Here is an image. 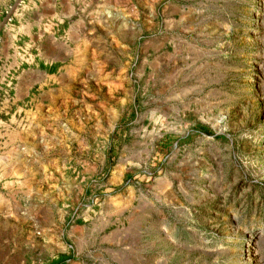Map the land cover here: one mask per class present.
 I'll return each instance as SVG.
<instances>
[{
  "label": "rangeland",
  "instance_id": "obj_1",
  "mask_svg": "<svg viewBox=\"0 0 264 264\" xmlns=\"http://www.w3.org/2000/svg\"><path fill=\"white\" fill-rule=\"evenodd\" d=\"M57 1L82 107L2 189L0 264H264V0Z\"/></svg>",
  "mask_w": 264,
  "mask_h": 264
},
{
  "label": "crops",
  "instance_id": "obj_2",
  "mask_svg": "<svg viewBox=\"0 0 264 264\" xmlns=\"http://www.w3.org/2000/svg\"><path fill=\"white\" fill-rule=\"evenodd\" d=\"M66 8L65 1L41 0L29 16L37 25L36 31L19 26L14 33H4L0 43V221L9 216L2 209V189L8 188L14 195L24 192L22 173L26 169L40 174L43 169L56 167L44 166L36 157L44 153L57 157L61 139L51 126L62 110L72 108L76 102L82 107L69 89L81 69L82 54L78 47L71 46L66 34L69 28L62 30V36L58 34L67 19L62 14ZM15 35L21 37L19 43ZM9 75L13 77L11 87L6 84ZM82 219H91L89 211ZM105 222L98 220L95 226L99 231Z\"/></svg>",
  "mask_w": 264,
  "mask_h": 264
},
{
  "label": "built area",
  "instance_id": "obj_3",
  "mask_svg": "<svg viewBox=\"0 0 264 264\" xmlns=\"http://www.w3.org/2000/svg\"><path fill=\"white\" fill-rule=\"evenodd\" d=\"M41 0H8L2 12L0 21V31L4 29H15L16 19L25 12L35 11ZM16 41L20 42L21 37L16 36Z\"/></svg>",
  "mask_w": 264,
  "mask_h": 264
},
{
  "label": "trees",
  "instance_id": "obj_4",
  "mask_svg": "<svg viewBox=\"0 0 264 264\" xmlns=\"http://www.w3.org/2000/svg\"><path fill=\"white\" fill-rule=\"evenodd\" d=\"M63 261H65L64 257H60L56 261H52L50 264H61Z\"/></svg>",
  "mask_w": 264,
  "mask_h": 264
},
{
  "label": "bare ground",
  "instance_id": "obj_5",
  "mask_svg": "<svg viewBox=\"0 0 264 264\" xmlns=\"http://www.w3.org/2000/svg\"><path fill=\"white\" fill-rule=\"evenodd\" d=\"M253 62V61H252Z\"/></svg>",
  "mask_w": 264,
  "mask_h": 264
}]
</instances>
